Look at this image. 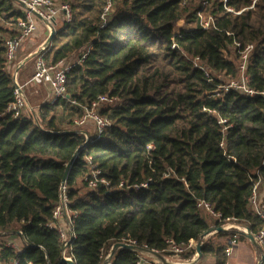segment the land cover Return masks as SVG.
I'll list each match as a JSON object with an SVG mask.
<instances>
[{
    "label": "trees",
    "instance_id": "16d2710c",
    "mask_svg": "<svg viewBox=\"0 0 264 264\" xmlns=\"http://www.w3.org/2000/svg\"><path fill=\"white\" fill-rule=\"evenodd\" d=\"M61 1L70 6L71 19L51 36L46 63L68 60L87 47L89 52L66 75L68 99L13 118L6 112L13 80L3 46L18 34L24 15L14 1L0 0V234L18 226L13 231L23 237L21 251L1 247L2 260L61 264L58 234L46 228L61 186L67 208L76 212L69 252L75 264H101L100 249L110 253L121 239L159 254L168 253L167 240H199L210 231L200 201L222 221L257 233L261 222L248 199L256 171L264 190V96L223 92L218 76L237 78V55L228 50L233 40L254 44L249 86L264 92V0H255L251 9L253 0H228L243 10L239 15L217 1L203 6L188 0L181 7L180 0H111L103 26L106 0ZM200 10L213 16L220 31L197 26ZM193 57L208 68L211 81L193 67ZM103 95L115 100L100 110L110 126L98 139L87 133L85 143L73 123ZM88 159L106 185L87 187ZM217 232L250 242L241 232ZM200 252L211 254L215 264L227 263L224 247L203 241ZM138 254L117 249L109 264H136Z\"/></svg>",
    "mask_w": 264,
    "mask_h": 264
},
{
    "label": "built area",
    "instance_id": "2783aa9c",
    "mask_svg": "<svg viewBox=\"0 0 264 264\" xmlns=\"http://www.w3.org/2000/svg\"><path fill=\"white\" fill-rule=\"evenodd\" d=\"M22 9L24 18L19 20L17 23L18 34L13 37H8L4 40V60L7 64L8 69L10 68V73L13 80V100L8 104L6 112L10 113L13 118H21L23 116H29L27 113L28 103L27 97L25 95V88L28 85L38 84L47 88L49 91L48 103L52 104L58 99H68L66 94V75L72 67L75 65L81 64L89 52V48H84L75 59L73 60H62L56 64L46 63L44 59V54L47 52V47L41 45L37 53L33 57L32 70L29 78L20 83V73L23 69V64L15 65L16 58L18 53L21 51V47L26 42L32 34L37 31V21L41 20L48 30L49 35L53 29V22L56 19L61 18L62 22H69L71 19V9L67 3H58L57 0H12ZM188 0H180V6L185 7ZM202 5L205 6L213 1H217L220 7L227 13L234 15H239L243 10L236 11L228 5V0H201ZM255 0L251 2L249 9L253 8ZM112 10V1L106 0L105 6L103 7L102 13L100 15V24L103 26L108 18V15ZM195 22L198 27L203 30L214 29L220 31L214 21L213 16L210 13H205L200 10L195 14ZM230 35V33H226ZM229 47L237 55V78L234 81L229 82L226 85H221L219 90L227 92L233 90L238 92L246 97H255L257 95L264 96V92H256L249 86V77L247 75L248 64L251 57V54L254 50V44L242 45L237 40L229 45ZM190 62L193 67L202 72L208 81H211V76L208 68L200 61L198 57L190 58ZM13 66V67H12ZM15 66V67H14ZM72 105L77 103L74 100L70 101ZM115 104L113 98H109L106 95L97 97L93 102L88 106L83 107V113L81 117L74 121V129H83L87 124H91L93 127V133L95 138H100L103 132L110 126V121L108 118L100 113V110L108 106ZM85 143L89 142V136L84 133ZM148 150L151 149V146L147 147ZM89 177L86 179L87 187L89 189H95L97 183H102L106 185L104 179H101L100 171H98L93 164L90 163L89 159ZM255 180L253 182L252 192L248 199V207L250 211L256 215V217L261 222L260 230L253 234V239L255 245L260 252V263L263 264L264 260V190L261 187V176L258 171L254 172ZM123 184H120L119 187H122ZM146 183L140 185H133L131 187H126V189L139 190L145 188ZM66 195H65V186H61V195L58 204L55 206L52 212V219L46 224V228L49 230H55L58 234L60 243L62 245L60 258L64 260H72L69 255L71 241L75 238L72 229L73 219L76 216V212L67 208L66 206ZM198 207L203 209L209 216L218 219L220 223L219 214L215 213L211 208L210 204L200 201ZM232 227V226H231ZM222 227L224 231H228L230 228ZM245 235L247 230H241ZM17 235L23 240L21 232H18ZM120 243L138 246L137 242L132 239H121ZM168 249L167 251L171 252L174 255H179L184 251L194 252V255H198L196 247L198 243H202V238L199 240H189L187 243L174 244L172 240H167ZM238 239L236 235L232 238H229L224 245V253L229 257L234 248L238 245ZM3 246L16 250V245L14 243L6 242ZM1 247L0 246V264H17L16 261L11 260L10 262H4L1 257ZM145 247V246H143ZM103 249H100L101 257L103 258ZM110 255V254H108ZM73 261V260H72ZM109 264V262H108ZM136 264H156L155 261H147L143 254H138V260Z\"/></svg>",
    "mask_w": 264,
    "mask_h": 264
},
{
    "label": "rangeland",
    "instance_id": "374dc122",
    "mask_svg": "<svg viewBox=\"0 0 264 264\" xmlns=\"http://www.w3.org/2000/svg\"><path fill=\"white\" fill-rule=\"evenodd\" d=\"M58 3H61V0H57ZM38 22V21H37ZM184 21L183 19L180 20L177 25L178 27L183 25ZM0 25H3L0 22ZM61 24L56 28L58 30L61 28ZM38 29V25H37ZM33 35V34H32ZM6 36L5 34H2V37ZM31 40L26 42L24 46L22 47L19 55H18V60L22 59L24 56L31 54L33 55V52L37 49L38 43L41 41V37H38V35L34 37H30ZM48 50V49H47ZM228 50L233 53V50L228 46ZM26 62V61H25ZM24 62V63H25ZM32 64V62H31ZM32 68L27 64L26 66L23 67L21 73H20V83L25 82L30 74H31ZM215 75V74H213ZM222 82L223 85L228 84L231 81L234 80H229L223 76H218ZM25 95L27 97V102H28V107L31 109L30 112L27 108V113L29 115H37V112H39V107L43 104L46 103L47 100L49 99V91L47 88L43 86H34L30 87L28 85L25 88ZM73 128V127H72ZM91 133V132H90ZM202 216L207 220L209 226H210V232L207 235L202 236V242L204 243H210L213 248H218L221 247L223 248L224 245L226 244V241L229 239V235L226 236H220L218 235L217 228H222V227H228L232 226L228 231H237L243 233L241 230L245 229L246 227L244 225L238 224L236 222H233L232 220H227L225 222H215V218H211L205 214L202 213ZM14 231L18 229V226L13 227ZM12 230L9 231V233L5 234H0V243L2 241L9 242V243H14L18 248H21L23 246L22 244V239ZM240 244L236 246L235 249H239L237 252H239L240 256V261L239 264H248L249 263V255L254 257L253 261L251 264H258L260 261V252L259 249L253 247L250 245V243L246 239H240L239 240ZM247 251V252H246ZM168 253L165 254H160L161 259H157L151 255L145 254V259L149 262L155 261L156 264H215V259L211 254H205V255H194V252H189V251H184L183 253L179 255H174L171 252L167 251ZM108 251L104 249L103 251V259L101 264H108L110 261V256L108 255ZM230 256L227 257V263L229 260Z\"/></svg>",
    "mask_w": 264,
    "mask_h": 264
},
{
    "label": "crops",
    "instance_id": "0c3cea01",
    "mask_svg": "<svg viewBox=\"0 0 264 264\" xmlns=\"http://www.w3.org/2000/svg\"><path fill=\"white\" fill-rule=\"evenodd\" d=\"M62 23V20L61 18H58L56 19V21L54 22L53 24V29L54 31L56 30V28H58V26ZM37 25H38V29L37 31L31 36V37H34L36 35H38V37H41V41L40 43H38V47L37 49L33 52V55L31 56V54H28L26 56H24L22 59L18 60V55H17V58H16V62H15V65H17V63L19 64H23V66H26L27 64L32 68V64H33V57L35 56V54L37 53L38 49L40 48L41 45H45L46 41H47V38L49 37V32L48 30L45 28L43 22L41 20L38 19V22H37ZM31 38H29L26 42L28 43V41H30ZM24 42V44L26 43ZM24 44L22 45V47L24 46ZM21 47V49H22ZM77 56V55H76ZM75 55L71 56V58L69 59H73L74 57L76 58ZM68 59V60H69ZM26 61V62H25ZM25 62V63H24ZM32 62V64H31ZM13 67V66H12ZM15 67V66H14ZM10 70V68H9ZM34 86H42V85H38V84H31L30 87H34ZM28 101V100H27ZM28 103V102H27ZM28 110L30 112V108L28 107ZM80 131H83L84 133H90V134H93V127L91 124H87L85 128L83 129H80ZM17 234V233H16ZM251 246L257 248V246L255 244H252L251 242H249ZM5 244L4 241H2V243H0V246H3ZM22 244H23V240H22ZM238 244H240V242H238ZM238 246V245H237ZM23 248V246L21 248H18L16 247V250L15 251H21ZM236 248V247H235ZM233 250V253L230 255V258L228 260V264H239V261H240V256H239V252H237L239 249H235ZM258 249V248H257ZM247 252V251H246ZM143 256H145V254H143ZM253 258L252 256L249 255V263L248 264H251L252 261H253Z\"/></svg>",
    "mask_w": 264,
    "mask_h": 264
},
{
    "label": "water",
    "instance_id": "95a60500",
    "mask_svg": "<svg viewBox=\"0 0 264 264\" xmlns=\"http://www.w3.org/2000/svg\"><path fill=\"white\" fill-rule=\"evenodd\" d=\"M54 23V22H53ZM54 29L51 30V34L49 35V37L47 38V41L45 43V46H48L49 45V42H50V39H51V36L54 34ZM70 163L68 164L67 166V169L69 167ZM66 175V173H65ZM247 230V234H246V237L249 239V241L252 243V244H255L254 242V239H253V236L252 234H250L249 230L246 228ZM217 231H224L222 228H217ZM210 231H208L205 235L209 234ZM201 245L202 243H198L197 247H196V251H197V254L200 256L201 255V252H200V249H201ZM117 249H127V250H131V251H135V252H138V253H141V254H148V255H151L157 259H161V256L159 253L157 252H154V251H150V250H147L145 247H142V246H134V245H128V244H124V243H120V242H117L113 245V248H112V251L110 252V259L111 257L113 256V254L115 253V251ZM61 264H75L74 261L72 260H64V259H61L60 261ZM258 264H261L260 262Z\"/></svg>",
    "mask_w": 264,
    "mask_h": 264
}]
</instances>
